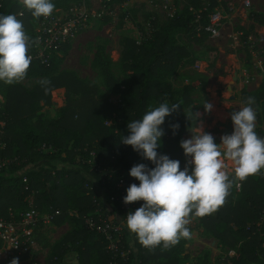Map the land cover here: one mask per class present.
<instances>
[{"label": "trees", "instance_id": "1", "mask_svg": "<svg viewBox=\"0 0 264 264\" xmlns=\"http://www.w3.org/2000/svg\"><path fill=\"white\" fill-rule=\"evenodd\" d=\"M79 1L51 0L55 9L67 8ZM215 5V0H207L204 10L193 12L192 9L200 7V0H184L181 9L157 27L156 16L150 19L151 14L146 13L144 16L152 31L145 40L129 37L119 40L120 59L128 79L119 97L111 102L95 97L94 84L80 79L72 71H56L52 66L70 42L62 45L47 65L30 64L25 78L39 77L30 88L0 80L3 99L0 102V158L6 160L0 167V217H8L10 210L25 209L31 201L39 212L53 214L50 223L54 227L62 223L70 226V230L50 246L44 264H60L66 251L75 254L78 264H178L183 239L168 249L162 246L149 249L139 243L126 222H120L122 211L116 196L122 192L125 197L130 184L140 183L130 176L131 167L140 163L149 169L155 167L131 145L123 144L122 137L128 134L129 122L141 119L152 103L162 102L168 95L169 87L160 79V71H172L180 59L187 56L182 46L172 42L171 35L182 31L202 42L208 37L203 30L207 14L214 11ZM0 14H14L32 40L38 18L33 17L21 0H0ZM196 14L200 16L199 22H194ZM118 15L119 23L125 21L124 16H127L126 21L132 20L127 11ZM250 17L263 23L259 14L251 13ZM104 18L110 16L101 17ZM93 65H100L107 73L109 61L96 54ZM41 80L50 83L42 86ZM58 88L64 91V104L57 108L56 116L37 118L38 102L49 104L50 91ZM182 93L183 103L188 102L186 87ZM250 96L259 107L256 120L260 126L255 131L264 138V79L256 89L241 92V102L245 105ZM112 117L118 122L116 127L105 123ZM193 120L189 115L173 112L161 125L164 135L160 140L165 146V155L179 160L181 170L186 160L179 135ZM177 124L179 127L174 129L173 125ZM119 181L123 183L121 187H118ZM237 183L238 190L232 186L216 211L203 217L191 216L197 218L202 230L225 246L227 252H234L226 264H264V168ZM112 195L115 196L113 201L109 200ZM142 203L128 205L138 208ZM85 217L95 220L101 217L120 225V232L114 234H119L116 250L108 249L103 234L85 226ZM40 226L38 224L33 231L30 256L43 247H34ZM193 264L210 263L205 254Z\"/></svg>", "mask_w": 264, "mask_h": 264}, {"label": "rangeland", "instance_id": "2", "mask_svg": "<svg viewBox=\"0 0 264 264\" xmlns=\"http://www.w3.org/2000/svg\"><path fill=\"white\" fill-rule=\"evenodd\" d=\"M215 1V6L220 5L225 8L226 5L231 4L233 7V10L226 12V17L221 20L219 35L207 37L202 42H198L186 32H174L171 35L172 42L182 46L187 51V56L181 58L172 71H160L159 73L160 79L169 87L168 95L162 102L180 103V107L174 113L186 114L194 119L190 126L179 135L180 141L190 138L191 131H198L197 125L199 124L203 126L204 131L214 137L216 143H220L223 134H231L233 131L231 113L245 106L240 99L241 92L256 89L264 79V0H248L249 5L246 7L241 5L243 0ZM113 3L118 4L117 16L92 20L74 37L68 49L52 65L56 71H72L80 79L94 84L97 88L95 97L98 100L105 99L109 102L119 97L128 79V73L123 69L120 59L119 40L129 37L136 41H144V37L149 35L148 28L150 29V23L147 24L144 15L150 13L151 16H156L157 27L162 25L164 20L176 14L184 5V0H171L170 6L165 9L161 8L160 4L145 6L141 0H115ZM206 3L207 0H200V7L197 9L188 7V9L198 12L204 9ZM92 4V10H94L95 0ZM141 4L143 7L140 6ZM125 11L132 17V20L121 21V24L118 21L120 18L118 14ZM251 13L259 14L263 18V23L259 24L252 20ZM96 54L109 61L107 73L100 65H93ZM38 79L39 77L36 76L28 77L19 83L30 88ZM184 87L187 89L189 100L185 103H183L182 93ZM204 102L213 105L211 111H205ZM160 103H152L151 107H156ZM63 104V89L52 90L49 104L38 102L35 115L39 119L54 118L57 108ZM254 109L258 111L259 107L254 104ZM105 122L114 127L118 125L113 117ZM255 123L256 127L260 126L257 120ZM157 152L165 154L162 140H160ZM183 156L186 163L191 159L185 156L184 150ZM227 163L230 165V162ZM56 164L59 166L61 162L56 161ZM188 166L191 170V166ZM229 171H231L230 167ZM232 178L233 187L238 190L234 175ZM187 227L191 237L182 238V250L178 264H193L196 260L202 259L205 254L210 264H226L229 261L230 256L227 255L226 247L208 236L202 230L197 218L191 216V222ZM69 230L70 226L67 223H62L58 227H54L52 223L41 224L37 230V242L34 247L43 246L42 249L38 252L34 251L31 256L25 258H14H18V264H44L50 246ZM118 236L119 234L114 236V240ZM12 259L13 257L0 261V264H10ZM60 264L78 263L75 254L66 251Z\"/></svg>", "mask_w": 264, "mask_h": 264}, {"label": "clouds", "instance_id": "3", "mask_svg": "<svg viewBox=\"0 0 264 264\" xmlns=\"http://www.w3.org/2000/svg\"><path fill=\"white\" fill-rule=\"evenodd\" d=\"M21 2L35 18L48 17L55 9L51 0ZM35 42L38 41L30 39L22 21L14 14H0V80L14 84L25 79L32 61L29 48ZM39 83L47 86L50 81ZM254 103L255 98L250 96L245 106L231 113L233 131L223 134L220 143H216L199 124L198 131H191L190 138L181 140L185 156L191 158L183 170L179 160L157 152L164 135L161 125L180 103L161 102L150 107L141 119L127 124L128 134L122 137V143L131 145L134 151L155 165L150 169L143 163L131 167L130 176L140 183L130 184L123 198L125 204L143 202L126 215L127 228L142 246L168 249L182 238H190L187 226L191 215L203 217L216 211L233 186L230 176L244 181L264 168V138L255 131ZM212 107L211 103L204 102L206 112ZM178 127V124L173 125L174 129ZM10 264H18V258H13Z\"/></svg>", "mask_w": 264, "mask_h": 264}, {"label": "built area", "instance_id": "4", "mask_svg": "<svg viewBox=\"0 0 264 264\" xmlns=\"http://www.w3.org/2000/svg\"><path fill=\"white\" fill-rule=\"evenodd\" d=\"M92 1L80 0L78 3L72 4L67 8L61 10L54 9L48 17L41 16L38 18L37 23L33 27L34 33L32 38L33 41L38 42L31 44L28 53L32 57L31 64L47 65L53 55L57 54L59 48L71 42L75 36L90 24L92 19L101 18L102 16H110V18L117 16L119 10L118 4H114L112 0H95L96 8L94 10H92ZM141 2L148 7L153 4H160V7L163 9L169 7L171 4V0H141ZM241 5L244 7L248 6V0H243ZM232 10L231 4L226 5L225 8L217 5L214 7L213 12L207 14V23L204 25L203 30L207 33L208 37L219 35L221 20L226 17V12H231ZM126 18L127 16L123 17L125 21ZM149 18L151 19L153 16ZM199 19V14H196L194 22H199ZM147 24H149V21H147ZM151 31V27L150 29L148 28V33H151ZM1 101L2 98L0 96ZM5 163V158H0V167ZM122 184V181H119L118 187H121ZM116 198L122 211V220L120 222L123 224L126 222V215L130 211H135L136 208H132V206L124 203L122 192ZM109 200H115V196H110ZM52 215L39 212L32 202L28 201L25 209L10 210L8 217H0V261L21 255L28 257L31 254L33 246L34 229L38 224H50ZM83 222L88 229L103 234L109 250H116L117 245L116 240H114V234L120 232L119 224L114 225L112 222H107L106 219L101 217L98 220L92 217H85L83 218ZM121 254L123 255L120 252ZM227 255L232 256L234 252L229 250Z\"/></svg>", "mask_w": 264, "mask_h": 264}, {"label": "crops", "instance_id": "5", "mask_svg": "<svg viewBox=\"0 0 264 264\" xmlns=\"http://www.w3.org/2000/svg\"><path fill=\"white\" fill-rule=\"evenodd\" d=\"M125 30L127 31V29H124V31H125ZM134 33L136 34V32H135V31H134Z\"/></svg>", "mask_w": 264, "mask_h": 264}]
</instances>
